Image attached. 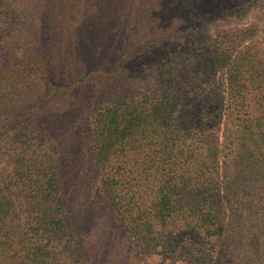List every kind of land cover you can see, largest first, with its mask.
Masks as SVG:
<instances>
[{
  "label": "trees",
  "instance_id": "trees-1",
  "mask_svg": "<svg viewBox=\"0 0 264 264\" xmlns=\"http://www.w3.org/2000/svg\"><path fill=\"white\" fill-rule=\"evenodd\" d=\"M102 1L109 9L114 2ZM244 3L243 15L250 11ZM30 7L0 0V29L25 35ZM220 34L208 33L199 53L176 51L161 61L156 52L169 38L117 51L103 60L115 65L114 75L94 83L57 76L54 91L0 134L12 152L8 167L0 166V264H92L64 189L63 145L53 124L39 120L68 101L63 109L78 117L109 223L137 245L140 264L154 256L264 264V53L225 46ZM42 62L22 83L55 78ZM117 78L125 81L106 86ZM24 84L12 94L29 92L32 83Z\"/></svg>",
  "mask_w": 264,
  "mask_h": 264
},
{
  "label": "rangeland",
  "instance_id": "rangeland-1",
  "mask_svg": "<svg viewBox=\"0 0 264 264\" xmlns=\"http://www.w3.org/2000/svg\"><path fill=\"white\" fill-rule=\"evenodd\" d=\"M27 3H31L29 13L32 10L34 18L25 35H20L22 39L0 29V134L11 133L15 128L12 122L32 110L38 96L54 91L57 76L63 81H77L78 74L87 75L90 83L109 78L114 75L115 65L105 64L104 59L114 58L117 51L140 50L150 40L169 38L167 45L162 44L156 52L158 61L176 51L198 49L199 53L205 48L208 33L218 39L221 32L225 46L234 44L231 48L243 53H264V0H248L250 11L245 15L239 12L244 0H114L110 9L103 6L102 0ZM233 6L236 11H229ZM44 58L50 62L46 70L53 71L55 78L42 81L32 75L24 81L32 83L29 92L21 97L12 94L13 85L20 90L25 87L23 73L43 68ZM152 67L149 64L145 70L151 72ZM118 81L125 78L112 79L106 86L113 87ZM69 103L49 108L39 120L53 124L56 138L63 145L62 179L78 242L92 264H140L137 245L123 239V232L109 223L112 218L103 205L105 195L83 142V132L74 125L78 117L63 109ZM65 135L70 138L66 144L62 141ZM3 146L4 141L0 142V166L8 167L10 159L5 156L12 152ZM143 264L187 263L154 256Z\"/></svg>",
  "mask_w": 264,
  "mask_h": 264
}]
</instances>
